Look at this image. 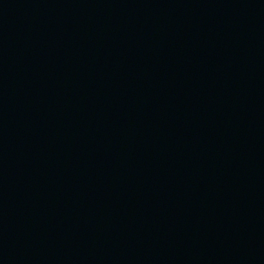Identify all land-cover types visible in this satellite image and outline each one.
<instances>
[{
    "label": "water",
    "instance_id": "1",
    "mask_svg": "<svg viewBox=\"0 0 264 264\" xmlns=\"http://www.w3.org/2000/svg\"><path fill=\"white\" fill-rule=\"evenodd\" d=\"M0 264H264V0H0Z\"/></svg>",
    "mask_w": 264,
    "mask_h": 264
}]
</instances>
